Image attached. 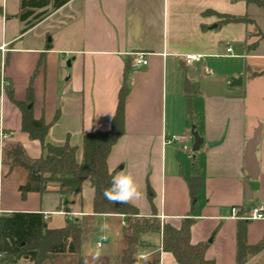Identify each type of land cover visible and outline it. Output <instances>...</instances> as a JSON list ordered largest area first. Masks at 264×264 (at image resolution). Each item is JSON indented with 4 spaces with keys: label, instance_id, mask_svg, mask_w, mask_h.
<instances>
[{
    "label": "crops",
    "instance_id": "1",
    "mask_svg": "<svg viewBox=\"0 0 264 264\" xmlns=\"http://www.w3.org/2000/svg\"><path fill=\"white\" fill-rule=\"evenodd\" d=\"M20 11L21 0H0V131L10 134L5 147L19 144L34 159L45 154L40 142L21 130L22 113L14 102L26 101L32 85L34 117L50 125L47 142L77 148L81 162L84 136L110 130L119 92L128 86L125 134L109 155V170L133 175L141 198L130 204L140 216L156 214L176 228L191 218L192 242L209 244L207 259L236 264L237 225L264 207V52L259 50L264 9L246 0H71L24 33ZM223 16L251 22L221 24ZM139 53L148 65L135 68ZM186 55L201 58L187 64ZM221 59L235 63L218 65ZM209 65L217 66V76ZM234 79L242 84L233 86ZM187 83L194 87L191 114ZM259 128L249 163L247 146ZM175 136L180 139L167 143ZM196 137L201 145L194 152ZM195 163L203 179L197 208L187 183ZM26 182L24 169L0 167V219L48 214V228L61 229L93 213L89 180L78 194L63 195L50 183L48 192L23 197L20 187ZM101 220L109 235L97 240L96 247L106 237L100 259L121 264L125 218ZM263 238L264 220L248 221L249 245ZM161 239L145 235L139 252L151 261L159 257L160 264H178L163 252ZM86 251L82 257L92 256ZM43 264H79V257L59 255ZM246 264H264V249Z\"/></svg>",
    "mask_w": 264,
    "mask_h": 264
},
{
    "label": "trees",
    "instance_id": "2",
    "mask_svg": "<svg viewBox=\"0 0 264 264\" xmlns=\"http://www.w3.org/2000/svg\"><path fill=\"white\" fill-rule=\"evenodd\" d=\"M71 0H21L18 18L25 24L22 32L34 27L54 10ZM264 9V0H246ZM50 6V9L47 7ZM43 11H36L43 9ZM221 24L251 21L246 18L223 16ZM42 66V62L40 63ZM7 94L13 99L12 87ZM194 87L187 83L186 97L188 113L191 114ZM130 93L128 86L119 92L118 107L108 131H93L84 136L82 161L76 158L77 148L70 144L54 146L47 142L50 125L45 120L34 117V92L32 85L27 90L24 102L14 101L22 113L21 130L33 140L40 142L45 154L40 158H31L23 146L17 144L5 149L3 164L11 169L22 168L27 172V182L20 187L22 196L28 193L44 194L50 183L59 185V193L71 195L81 193L84 183L89 180L94 189L93 213L70 221L61 229H49L44 215L39 213H13L0 219V259L1 264H17L24 259L33 264H43L46 260L59 255H75L79 264H83V248L90 243L91 236L101 224V219L109 215H121L125 218L123 242L125 248L121 255V264H135L137 254L145 247V235H161L163 252L174 256L178 264H216L206 257L208 243L194 244L191 239L194 220L186 218L179 228L162 222L156 214L152 217L140 216L139 210L129 204H112L105 199L103 192L110 187L116 172L108 167V158L113 147L125 134L126 103ZM58 118V115L57 117ZM187 183L197 208V198L202 192V169L195 163L192 176ZM248 221L237 225L236 264H246L251 255L264 249V238L257 245H249L247 239ZM145 264V263H141ZM160 264V258L147 262Z\"/></svg>",
    "mask_w": 264,
    "mask_h": 264
},
{
    "label": "clouds",
    "instance_id": "3",
    "mask_svg": "<svg viewBox=\"0 0 264 264\" xmlns=\"http://www.w3.org/2000/svg\"><path fill=\"white\" fill-rule=\"evenodd\" d=\"M103 195L112 204H129L141 198L138 185L131 173L114 176L110 182V187L104 190ZM106 228L107 225H104V229ZM100 247L101 245L98 244L97 250L92 254L93 264L101 258ZM139 259L145 261V264H147L148 256L141 253ZM83 264H89L87 256L83 258Z\"/></svg>",
    "mask_w": 264,
    "mask_h": 264
},
{
    "label": "built area",
    "instance_id": "4",
    "mask_svg": "<svg viewBox=\"0 0 264 264\" xmlns=\"http://www.w3.org/2000/svg\"><path fill=\"white\" fill-rule=\"evenodd\" d=\"M227 52L228 53H232L233 52V49L231 47H229L227 49ZM184 58V61L187 63V64H192L193 62H197L200 60V56H197V55H186L183 57ZM148 65V60L146 59L145 55L142 54V53H139V54H136L135 55V58L133 60V66L135 68H140V67H145ZM207 72H210L208 70H206ZM10 137V134L9 133H6L4 131H0V167L3 165V160H4V156H5V143L7 141V139ZM180 139V137H173L172 140H168L167 143H170L172 141H178ZM232 215L233 217H238V209L236 207L232 208ZM44 218L45 220H47L49 217H48V214H45L44 215ZM242 219H245V220H248V221H255V220H264V207L263 206H259V207H256L254 208L250 214ZM106 241V237H103L102 238V241H100L98 244L102 246V242ZM97 244V245H98ZM142 252H139L138 255H137V259L140 261V262H143L145 263V261L143 260H140L139 259V256ZM147 255V254H146ZM148 256V261L147 262H150L151 260L149 259V255ZM2 255L0 254V259H2Z\"/></svg>",
    "mask_w": 264,
    "mask_h": 264
},
{
    "label": "rangeland",
    "instance_id": "5",
    "mask_svg": "<svg viewBox=\"0 0 264 264\" xmlns=\"http://www.w3.org/2000/svg\"><path fill=\"white\" fill-rule=\"evenodd\" d=\"M260 52H264V42L261 44L260 46ZM218 65H232L234 64L235 62L233 60H229V59H221V60H217L216 62ZM208 70H210L212 72V76L215 77L217 76V74H219V71L217 69V66H208L207 67ZM211 79V78H210ZM207 80V78L205 79ZM230 80V79H229ZM106 232L107 235H109V232L107 229H104V225L103 223L100 224L97 229L93 232L92 236H91V239H90V243L88 245H85L84 246V249H86L87 251L86 252H89L91 254H93L96 250H97V247H96V243H97V240H100L102 235ZM153 235V234H152ZM155 236V235H154ZM113 237V236H111ZM106 245V242L105 244ZM100 251V250H99ZM138 255V254H137ZM137 257V256H136ZM143 262H140L138 259H137V262L135 264H141ZM89 264H93L92 262V256L89 257ZM95 264H106V262H104L103 260H99V261H96Z\"/></svg>",
    "mask_w": 264,
    "mask_h": 264
},
{
    "label": "water",
    "instance_id": "6",
    "mask_svg": "<svg viewBox=\"0 0 264 264\" xmlns=\"http://www.w3.org/2000/svg\"><path fill=\"white\" fill-rule=\"evenodd\" d=\"M241 84H242V79H234L233 80V86L241 85ZM260 138H261V129L259 128L255 132L253 139H251V141L249 142V144L247 146V159H248L249 163L253 161V158H254L255 152H256V148L260 142ZM200 145H201V139L199 137H196V145L194 148V152H196L199 149Z\"/></svg>",
    "mask_w": 264,
    "mask_h": 264
}]
</instances>
